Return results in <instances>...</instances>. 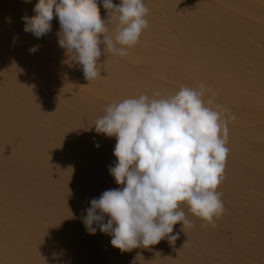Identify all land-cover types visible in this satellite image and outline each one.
I'll list each match as a JSON object with an SVG mask.
<instances>
[{"label": "bare ground", "instance_id": "1", "mask_svg": "<svg viewBox=\"0 0 264 264\" xmlns=\"http://www.w3.org/2000/svg\"><path fill=\"white\" fill-rule=\"evenodd\" d=\"M37 2L0 0V264H264V0H144L138 43L126 56L102 44L90 82L59 46L57 17L41 38L24 31ZM106 25L114 35L115 17ZM200 84L227 119L225 211L205 226L182 204L194 226L149 248L122 252L96 224L89 234L91 199L122 187L109 172L116 139L95 121L125 98Z\"/></svg>", "mask_w": 264, "mask_h": 264}, {"label": "clouds", "instance_id": "2", "mask_svg": "<svg viewBox=\"0 0 264 264\" xmlns=\"http://www.w3.org/2000/svg\"><path fill=\"white\" fill-rule=\"evenodd\" d=\"M102 3L109 19H116L114 35L106 25L109 19L101 18L97 0H38L35 15L22 17L24 31L41 38L51 31V21L57 17L59 46L72 53L90 82L101 76L102 44L114 55L126 56L128 47L138 43L149 24L144 0ZM38 50L35 45L29 52ZM208 91L204 84L182 86L167 98L140 95L107 106L93 125L97 133L116 139L117 162L109 172L122 187L91 199L83 217L89 234L94 235L97 228L93 225H98L100 232L111 236V245L124 252L149 248L166 237L174 242L179 233L169 234L178 222L181 231L193 227L182 204L206 221L205 226L222 215L225 208L217 189L230 151L226 147L227 119L210 107L215 93L205 102ZM160 96V92L154 93V97ZM222 111L235 119L230 109Z\"/></svg>", "mask_w": 264, "mask_h": 264}]
</instances>
